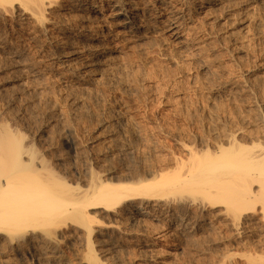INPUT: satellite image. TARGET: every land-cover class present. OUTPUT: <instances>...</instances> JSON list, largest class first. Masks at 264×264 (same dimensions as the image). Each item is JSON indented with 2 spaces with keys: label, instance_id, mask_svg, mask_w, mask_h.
Listing matches in <instances>:
<instances>
[{
  "label": "rangeland",
  "instance_id": "1",
  "mask_svg": "<svg viewBox=\"0 0 264 264\" xmlns=\"http://www.w3.org/2000/svg\"><path fill=\"white\" fill-rule=\"evenodd\" d=\"M141 1L149 6L153 16L158 0ZM237 7L234 2L235 11ZM188 9L182 19L185 37L189 36L186 48L180 50L175 43L168 42L164 22H158L157 33L139 44L127 36L128 32H123L115 39L105 41L120 52L104 59L103 69L86 76V82L73 80L66 72V65L75 61L54 58L55 48L49 44V39H59L58 33L50 38H35L30 26H19L16 30L12 24L0 25V36L6 37V44L21 49L24 57L41 71L34 82L30 78L24 80L26 94L20 100L15 96L19 89L16 85L9 84L0 90V98L4 100L0 99V123L9 125L10 122L11 127L18 126L21 134L32 137L33 153L43 155L44 165L47 163L44 174L52 177L46 178L48 181L70 184L66 186L69 189L70 186L86 187L87 179L95 173L96 179L101 175L107 181L110 180L108 176H114L115 179L110 180L114 183L152 167L155 171L162 170L160 173L171 174L179 163L187 162L189 151L198 154L204 150L213 151L216 141L222 140L219 142L222 143L232 135L248 145L262 139L264 24L258 28L251 19L259 15V10L255 8L244 14L239 10L234 14V10L226 12L223 8L213 12L196 7ZM107 19L104 22L106 28L111 25L118 31V21ZM63 50L70 53L71 48ZM7 74H0V84ZM13 99L17 107L14 105L12 111L6 102ZM232 132L235 135L225 137ZM122 143L136 149L126 155L117 145ZM110 145H113L112 150H118H108ZM204 159H208L207 155ZM224 205L209 208L204 217L211 225H202L195 233L181 235L174 225L166 224L165 218L146 217L135 226H129L130 233L109 232L107 236H92L90 250L84 247L88 242L85 243L82 230L74 226L65 229L64 226L60 231L62 239L58 250L71 264H79L77 262L84 257L86 249L92 250L91 254L95 251L98 259H107L103 261L106 264H264L262 207L249 213L248 219L242 220L241 230L236 231L232 226L235 213L228 214ZM166 214V209L161 211L162 217ZM193 215L200 216L196 212ZM125 220L123 226L128 222ZM106 221L108 219L103 222ZM106 240L116 245L113 250L105 247ZM85 258L86 255L82 260ZM0 259V264H34L26 248L9 250L0 255Z\"/></svg>",
  "mask_w": 264,
  "mask_h": 264
},
{
  "label": "bare ground",
  "instance_id": "2",
  "mask_svg": "<svg viewBox=\"0 0 264 264\" xmlns=\"http://www.w3.org/2000/svg\"><path fill=\"white\" fill-rule=\"evenodd\" d=\"M234 2L239 6L236 11L240 10L243 14L249 10L258 9L259 15L251 19L255 22V26L262 28L264 0H158L159 4L154 5L153 16L149 6L141 0H0V25L12 24L16 30L19 26L23 28L30 26L35 38L40 36L50 38L52 34L58 33L59 39L57 37L52 41L49 39V44L55 48V52L52 53L54 58L64 57L66 62L77 61V64L68 63L65 70L74 78L73 80L86 82L88 80L86 76L95 75L98 70L103 69L104 59L110 56L112 58L113 54L120 52L118 48L106 45V40L128 32L127 36L139 44L157 33L158 22H164L167 26L168 42L175 43L180 50H183L181 48L187 46L189 41V36L185 37V27L182 25V19H185L188 8L196 7L212 10V12L223 8L226 12H231L234 10ZM236 11L234 14H238ZM107 18L118 21V31L112 29L111 25L106 28L107 25L104 22L109 20ZM258 32L261 34L262 31L258 29ZM236 35L235 32V37ZM4 39L6 37L0 36V57L2 59L0 74L5 72L8 74L5 75L4 82H1L0 90L9 84L14 87L16 85L19 89L17 91L15 89V96L20 100L22 95L26 94L24 80L30 78L29 80L34 82L41 71L38 66L24 57L25 53L21 49L9 47ZM65 47L71 48L70 53L63 50ZM241 52L242 50L239 53ZM109 66L110 64L107 67ZM14 99L5 101L9 108L12 107V111L17 103ZM25 101L27 104L28 101ZM76 101L80 102V98ZM17 127H11L10 122L9 125L6 122L0 123V255L6 254L9 250L26 248L34 264H71L72 262L65 258L61 250H58L62 239L60 231L64 226L65 229L74 226L82 230L85 243L88 242V245L84 247L90 250L89 241L92 236H107L109 232L130 233L129 226H135L136 222L146 217L157 220L165 218L166 224L176 227V232L189 235L198 231L202 225L210 224L205 221V214L209 208L219 207L225 203L227 213H235L232 226L236 231L242 228L241 225L244 224L242 220L248 219L246 216L249 213L258 210L259 206L264 210V133L262 139L259 138L260 141H253L251 145L241 143L236 136L232 137L233 132L227 134L226 138L229 135L232 136L224 139L226 141L223 140L222 143H219L222 140L216 141L215 150L208 152L204 150L202 151L203 156L202 152L198 154L199 152L189 151L191 155L189 154L187 162L179 163L173 172L170 170L171 174L160 173L162 170H157V172L152 167L149 170H141L142 172L138 170L139 173H133L132 177L130 175L126 177V175L124 181L119 179L120 183H114L110 181L114 176L111 178L108 176L110 180L107 181L98 172L100 176L96 179V173L95 177L91 176L90 169L89 174L93 179L87 177L89 174L85 175V178H88L86 181L88 183H85L86 187L70 186L67 189L70 184L66 185L56 181H51L53 182L51 183V179L48 181L52 177L49 176L50 174H44L47 163L44 165L45 162L43 163L41 159L43 155L40 157L35 155L36 152L33 153L32 137L21 134ZM117 145H120L121 152L126 155L136 149L128 143ZM112 146L110 145L111 149L108 148V150L113 151ZM208 147L207 150L210 148ZM204 155L205 157L207 155L208 159H204ZM88 168H90L89 164L86 170ZM111 169L112 167L110 171ZM56 178L58 179V176ZM104 178L107 177L104 176ZM164 209L167 210V214L162 217L161 211ZM193 212L205 217L203 219H200V216L195 217ZM105 219L108 221L103 222ZM123 220L127 222L124 226L122 225ZM96 223L101 225L97 224L99 226L97 228ZM141 235H144V232ZM111 242L106 240L105 247H108V250H113L112 247L116 246ZM92 248L94 249V246ZM86 251L89 254L88 257L85 252L86 258L82 260L85 257L83 254L82 257H84L77 263L106 264L107 259H98L100 257H96L95 251L94 255L91 254L92 250L86 249Z\"/></svg>",
  "mask_w": 264,
  "mask_h": 264
}]
</instances>
